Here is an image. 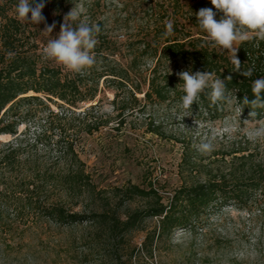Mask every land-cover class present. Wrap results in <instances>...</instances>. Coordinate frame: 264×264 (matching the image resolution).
<instances>
[{
  "label": "rangeland",
  "instance_id": "obj_1",
  "mask_svg": "<svg viewBox=\"0 0 264 264\" xmlns=\"http://www.w3.org/2000/svg\"><path fill=\"white\" fill-rule=\"evenodd\" d=\"M73 8L79 13L74 21H102L109 36L120 40L145 27L143 7L136 0H79L70 11ZM42 15L47 25L56 24L50 36L42 32L45 23H40L45 47L58 35L62 23L50 12ZM108 60L100 57L86 69L99 70ZM51 64L73 77L77 74L54 60ZM167 66L174 71L180 65L170 61ZM82 83L89 86L92 80L84 79ZM128 90L127 86L116 90L101 79L95 98L75 108L57 100L23 105L16 135H1L0 143L21 144L20 158H29L31 163L6 175L21 178L33 172L46 176L63 173V163L56 160V143L60 138L72 142L94 189L68 199L62 186L54 183L36 201L60 200L72 212L90 215L117 210L118 189L129 183L140 184L143 177L157 181L165 195L179 187L178 164L185 144L204 164L219 160L220 152L230 150L234 141L247 142L251 153L259 148L257 159L264 161V141L253 143L248 138L249 130L264 118L245 123L250 118L240 115L233 99L220 119H213L197 102L192 105L191 116L178 121L176 114L183 116V112L179 108L181 100L175 96L161 103L146 102L142 94H136L138 103L128 100L127 109L121 112ZM87 112L102 124L90 134L85 132ZM150 125L157 126L162 135L149 133ZM208 140L213 151L202 154L197 145ZM256 198L250 210L235 206L210 210L200 218L196 229H178L170 236L155 237L152 246L147 244L143 250L144 236L157 227L156 218L147 219L123 237H111L104 225L85 222L61 226L44 219L36 210L23 208V201L11 199L6 208L1 207L0 264H264V192ZM143 206L142 201L134 200L117 213L123 216Z\"/></svg>",
  "mask_w": 264,
  "mask_h": 264
},
{
  "label": "trees",
  "instance_id": "obj_2",
  "mask_svg": "<svg viewBox=\"0 0 264 264\" xmlns=\"http://www.w3.org/2000/svg\"><path fill=\"white\" fill-rule=\"evenodd\" d=\"M77 1L44 0L42 14L50 12L54 20L63 23ZM136 1L143 7L145 27L124 40L109 36L102 21L87 20L100 27L96 37L98 42L91 54L95 60L100 57L109 60L99 70L85 68L73 77L45 58L41 26L17 18L15 8L18 0H0V136L16 135V128L23 119L20 111L23 105L32 102L44 104V101L55 103L57 100L75 108L79 103L95 98L101 79L116 90L129 87L128 99L122 101L121 112L127 109L128 100L134 105L138 103L136 94H142L146 102L162 103L174 96L181 100L183 82L176 73L182 70L193 73L210 71L216 78L225 80L238 112L243 108L241 116L250 118L251 109L243 105L242 99L245 96L254 98L253 82L264 78V41L253 40L238 45L241 71L252 70L250 77H244L233 71L228 53L218 54L210 45L202 47L208 38L199 29L193 13L204 7H213L210 0ZM169 20L173 22V29L166 34ZM69 22L75 26L81 21L69 18ZM170 61L180 66L170 71L167 66ZM229 76L230 81L226 79ZM84 79H91L92 83L86 86L82 83ZM143 86L145 90H142ZM207 91L201 94L198 102L212 114L213 119L222 118L228 102L213 104ZM256 111V120L264 118V109ZM84 120H89L85 125L87 134L97 131L102 125L88 112ZM148 129L149 133L162 135L157 126L150 125ZM62 139L56 143V160L63 163V173L46 176L43 172H33L31 176L21 178L7 176L6 173L19 172L31 160L20 158L21 144L0 143V220L1 207L6 208L11 199L23 201V208L36 210L44 219L61 226L85 222L104 225L111 237H123L137 230L147 219L156 218L157 227L144 236L143 250L147 244L152 246L155 237L170 236L178 229H196L200 218L210 210L220 211L230 206L250 210L258 194L264 192V161L257 159L259 148L251 153L247 142L234 141L230 150L220 152L219 160L204 164L198 154L185 144L178 164L179 187L165 195L157 181H147L142 176L140 184L129 183L118 189L117 210L81 215L72 212L60 200L51 203L36 201L54 183L62 186L68 199L94 189L72 142H63ZM219 162L222 166L216 165ZM134 200L142 201L144 206L126 211L123 216L117 213L125 203Z\"/></svg>",
  "mask_w": 264,
  "mask_h": 264
},
{
  "label": "clouds",
  "instance_id": "obj_3",
  "mask_svg": "<svg viewBox=\"0 0 264 264\" xmlns=\"http://www.w3.org/2000/svg\"><path fill=\"white\" fill-rule=\"evenodd\" d=\"M213 7H204L193 13L196 17V24L199 29L207 36L203 46L210 45L215 48L218 54L228 53L230 61L234 66V72H239L244 77H250L252 70L241 71V62L237 58L238 45L255 41H264V0H210ZM45 7L44 0H18L15 11L17 18L22 22L39 25L45 23L46 18L42 15ZM215 9V10H213ZM79 13L73 8L65 17L60 25V31L55 38L48 40L43 49V55L47 59L56 61L73 72L80 73L85 68L95 64V58L91 51L97 44V35L100 27L81 21L75 26L69 22V18L76 20ZM219 16V18H217ZM56 27L55 22L51 25L45 23L42 32L51 34ZM167 32L173 29V22L169 20L166 24ZM51 36V35H50ZM176 75L182 83L184 95L181 97L179 108L183 116L176 114V119L182 121L189 115L192 105L197 104L201 94L207 91V96L213 104L227 101L232 102V97L226 87L225 80L216 78L210 71L182 70ZM231 80V76L226 78ZM253 97L249 99L243 97V105L249 106L250 119L244 120L245 123L257 119L256 109H264V78L253 82ZM237 100H239L237 98ZM243 108L240 109V115ZM248 138L253 143L264 141V121L251 128ZM197 150L202 154L213 151L211 140L201 141L197 145Z\"/></svg>",
  "mask_w": 264,
  "mask_h": 264
}]
</instances>
